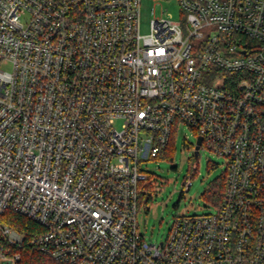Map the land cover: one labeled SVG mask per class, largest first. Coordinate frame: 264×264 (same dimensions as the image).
<instances>
[{
    "label": "built area",
    "instance_id": "1",
    "mask_svg": "<svg viewBox=\"0 0 264 264\" xmlns=\"http://www.w3.org/2000/svg\"><path fill=\"white\" fill-rule=\"evenodd\" d=\"M143 1L0 0V219L37 224L30 246L63 264H264V0H176L147 34ZM183 127L226 189L157 244L144 164ZM24 245L0 220V264Z\"/></svg>",
    "mask_w": 264,
    "mask_h": 264
},
{
    "label": "rangeland",
    "instance_id": "2",
    "mask_svg": "<svg viewBox=\"0 0 264 264\" xmlns=\"http://www.w3.org/2000/svg\"><path fill=\"white\" fill-rule=\"evenodd\" d=\"M152 8L156 9L158 16L170 15L174 20H180L183 15L176 0L160 3L144 0L140 18L142 34L149 32ZM0 68L11 70L9 64H2ZM196 142V132L183 127L177 133L172 160L150 159L144 164L145 171L153 177L155 188L141 191L144 195L137 212V225L139 232L150 242L159 244L164 241L177 217L217 211L206 195L225 172V158L203 147L196 154ZM188 181H192L189 191L185 188Z\"/></svg>",
    "mask_w": 264,
    "mask_h": 264
},
{
    "label": "trees",
    "instance_id": "3",
    "mask_svg": "<svg viewBox=\"0 0 264 264\" xmlns=\"http://www.w3.org/2000/svg\"><path fill=\"white\" fill-rule=\"evenodd\" d=\"M177 133V129L174 128L170 143L168 147L164 151H162L159 158H168L170 160L173 159ZM226 180L227 174L226 172H224L222 176L213 183L206 195L207 199L211 201L217 209L220 208L223 201L226 189ZM153 181V177L149 175L148 181L145 186L147 190L152 191L155 188ZM143 195L144 194L141 193L140 201L143 200ZM0 220L3 224L12 227L14 230L25 237V245L23 246V248L12 249V253H19L21 256L18 264H63L54 260L49 254L33 249L30 246L29 241L36 233L41 230L37 224L25 217L12 212L5 213Z\"/></svg>",
    "mask_w": 264,
    "mask_h": 264
},
{
    "label": "water",
    "instance_id": "4",
    "mask_svg": "<svg viewBox=\"0 0 264 264\" xmlns=\"http://www.w3.org/2000/svg\"><path fill=\"white\" fill-rule=\"evenodd\" d=\"M201 144H202V137L200 136L196 142V146H195V151H196V154H198L199 150H200V147H201Z\"/></svg>",
    "mask_w": 264,
    "mask_h": 264
}]
</instances>
